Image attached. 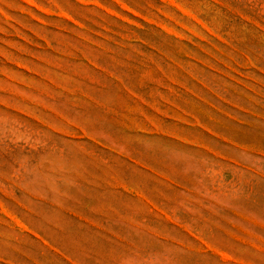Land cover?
Wrapping results in <instances>:
<instances>
[{"label":"rangeland","instance_id":"1","mask_svg":"<svg viewBox=\"0 0 264 264\" xmlns=\"http://www.w3.org/2000/svg\"><path fill=\"white\" fill-rule=\"evenodd\" d=\"M0 264H264V0H0Z\"/></svg>","mask_w":264,"mask_h":264}]
</instances>
